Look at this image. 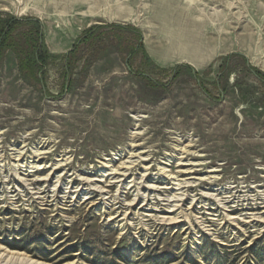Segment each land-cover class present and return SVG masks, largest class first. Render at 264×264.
<instances>
[{"label":"rangeland","instance_id":"obj_1","mask_svg":"<svg viewBox=\"0 0 264 264\" xmlns=\"http://www.w3.org/2000/svg\"><path fill=\"white\" fill-rule=\"evenodd\" d=\"M0 15L39 20L50 54L36 76L0 60V247L264 264V0H0Z\"/></svg>","mask_w":264,"mask_h":264},{"label":"trees","instance_id":"obj_2","mask_svg":"<svg viewBox=\"0 0 264 264\" xmlns=\"http://www.w3.org/2000/svg\"><path fill=\"white\" fill-rule=\"evenodd\" d=\"M21 26L32 27L27 32L19 34L17 30ZM7 50H11L16 55L21 71L25 73L30 71V74L36 76L40 66H44L50 57L43 38L41 22L0 15V60ZM256 73L260 75L258 71Z\"/></svg>","mask_w":264,"mask_h":264},{"label":"bare ground","instance_id":"obj_3","mask_svg":"<svg viewBox=\"0 0 264 264\" xmlns=\"http://www.w3.org/2000/svg\"><path fill=\"white\" fill-rule=\"evenodd\" d=\"M37 154V153H36ZM44 154V153H43ZM41 153V155H43ZM48 154V153H46ZM24 156V155H23ZM134 156V155H133ZM139 156V155H138ZM21 158V157H20ZM68 160H62V162L66 163ZM132 162V161H131ZM64 163V164H65ZM68 164V163H67ZM131 164L134 165V163L132 162ZM66 165H61L60 168L64 167ZM122 170L126 169L125 171H130L132 168L130 167H124V165L122 166ZM133 167V166H132ZM114 171L113 173H111L109 176L111 175H118V172L117 170H112ZM120 174V173H119ZM125 175V173H124ZM1 251H3L4 254H1L0 256V264H46V263H43V262H40V261H37V260H32V259H29L27 258L25 255H22V254H18V253H11L9 251H7L6 249L4 250V248L0 247V253ZM6 254V255H5ZM24 257V258H23ZM26 257V258H25Z\"/></svg>","mask_w":264,"mask_h":264}]
</instances>
